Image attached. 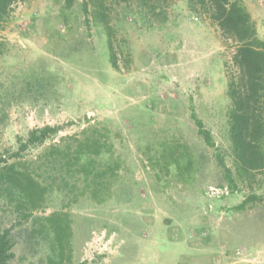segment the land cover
Returning <instances> with one entry per match:
<instances>
[{
  "label": "rangeland",
  "instance_id": "1",
  "mask_svg": "<svg viewBox=\"0 0 264 264\" xmlns=\"http://www.w3.org/2000/svg\"><path fill=\"white\" fill-rule=\"evenodd\" d=\"M83 1L21 0L0 22V154L46 124L58 134L23 159L94 128L111 143L117 176L99 202L48 188L30 213L0 189L10 263L48 264L54 234L44 222L64 228L59 264H264V167L239 175L228 136L231 42L186 0H106L105 24ZM240 2L264 40V0Z\"/></svg>",
  "mask_w": 264,
  "mask_h": 264
},
{
  "label": "trees",
  "instance_id": "2",
  "mask_svg": "<svg viewBox=\"0 0 264 264\" xmlns=\"http://www.w3.org/2000/svg\"><path fill=\"white\" fill-rule=\"evenodd\" d=\"M21 0H0V22L9 15L14 3ZM67 6L73 0H65ZM106 0H85L83 11L105 24L107 12ZM126 2L128 0H109ZM145 1V0H142ZM192 12L205 15L219 29L221 35L233 46L231 67L228 74L226 93L231 106L228 110V136L231 145L233 163L236 172L249 176L253 171L264 167V40L260 39L255 23L240 0H186ZM88 5L91 9H88ZM111 65L116 66L114 53L110 46ZM197 134L210 147L214 146L210 131L190 107ZM59 126L43 125L32 128L25 137L16 138V148L9 156L0 154V189L14 202L17 208L28 210L37 208L44 199L48 188L72 191L74 197L87 194L95 201H101L109 193L116 179L119 162L113 157L111 143L96 129L85 130L81 137L65 135L59 143L44 147L37 157L23 159L22 154L30 148L42 147L44 143L57 135ZM217 164L230 178V169L222 156L216 154ZM8 159H11L10 161ZM173 163L181 164L175 158ZM193 165V159L187 157L186 169ZM76 190V192H73ZM251 194L247 199H256ZM247 200H243V205ZM24 213V212H22ZM28 215V214H26ZM53 216L43 219L50 222ZM51 223V222H50ZM50 228L54 234L52 255L47 257L48 264H59L63 256L62 236L65 235L61 225H46L40 222L41 231ZM14 256L9 229L0 226V264H11ZM59 257V258H57ZM78 264H84L80 262Z\"/></svg>",
  "mask_w": 264,
  "mask_h": 264
}]
</instances>
